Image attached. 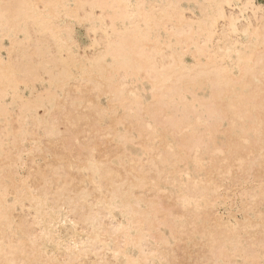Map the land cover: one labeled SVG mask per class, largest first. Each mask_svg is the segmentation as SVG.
Wrapping results in <instances>:
<instances>
[{
	"label": "bare ground",
	"instance_id": "6f19581e",
	"mask_svg": "<svg viewBox=\"0 0 264 264\" xmlns=\"http://www.w3.org/2000/svg\"><path fill=\"white\" fill-rule=\"evenodd\" d=\"M0 264H264V5L0 0Z\"/></svg>",
	"mask_w": 264,
	"mask_h": 264
},
{
	"label": "rangeland",
	"instance_id": "374dc122",
	"mask_svg": "<svg viewBox=\"0 0 264 264\" xmlns=\"http://www.w3.org/2000/svg\"><path fill=\"white\" fill-rule=\"evenodd\" d=\"M259 2H260V4H262V5H264V0H259ZM77 30V31H76ZM75 32H76V37L79 39L78 41L82 44V45H87L88 43H89V38H87V34L85 35V33H86V30H85V27H83V26H81V27H79V26H76L75 27ZM191 62V60H190V58H188V62ZM189 62V63H190ZM42 113V111H40V114ZM64 127H62V129H63ZM24 171H22L21 173L22 174H24L23 173ZM240 201H241V197L240 196H238V195H236V196H233V204L234 205H232L231 206V201L230 202H226V203H222L221 205H219V210H218V213H219V215L221 216V215H223V216H226V217H222V218H224V219H226V220H228L230 217H229V215H232V216H234L233 218H232V221H235V219L237 218L239 221H241L242 220V214L240 213V211H239V209H240ZM233 210V211H232ZM230 211H232L231 212V214H230ZM237 211V212H236ZM228 212V213H227ZM236 212V213H235ZM239 212V213H238ZM234 214H236V215H234ZM238 216V217H237ZM240 218V219H239ZM234 219V220H233ZM236 219V220H237ZM237 220V221H238Z\"/></svg>",
	"mask_w": 264,
	"mask_h": 264
}]
</instances>
